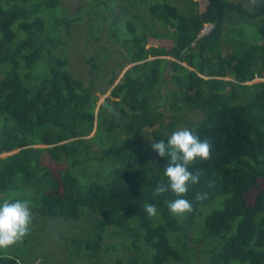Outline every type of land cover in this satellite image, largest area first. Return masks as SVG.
I'll return each instance as SVG.
<instances>
[{
  "label": "trees",
  "instance_id": "trees-1",
  "mask_svg": "<svg viewBox=\"0 0 264 264\" xmlns=\"http://www.w3.org/2000/svg\"><path fill=\"white\" fill-rule=\"evenodd\" d=\"M63 1L0 0V155L12 152L0 156V201L34 202L23 243L33 250L38 230L52 235L48 220L53 229L84 220L83 235L58 237L64 264H264V81L247 84L264 79V0H206L202 10L196 0H83L71 16ZM77 24L87 40L123 48L114 53L126 60L108 71L88 56L98 88L69 67ZM108 89L120 116L95 112L96 91ZM180 127L212 147L189 165L200 180L186 194L191 211L178 216L168 209L175 195L155 192L166 162L152 144ZM54 253L27 263L52 264ZM19 256L0 253V264H23Z\"/></svg>",
  "mask_w": 264,
  "mask_h": 264
},
{
  "label": "clouds",
  "instance_id": "clouds-1",
  "mask_svg": "<svg viewBox=\"0 0 264 264\" xmlns=\"http://www.w3.org/2000/svg\"><path fill=\"white\" fill-rule=\"evenodd\" d=\"M199 37H203L200 32ZM211 147L207 139L202 140L190 127L177 128L166 140H158L152 144V149L166 162L164 168L166 180L156 185L155 192L161 194L170 191L176 197L168 202L170 213L179 216L191 211L192 201L186 198V194L191 185L199 182L200 175L199 172L190 171L189 165L196 160L207 159ZM205 197L206 193H198L196 199L202 200ZM143 210L147 215L157 214V207L152 203L145 204ZM32 215L28 199L0 201V248H7L28 234Z\"/></svg>",
  "mask_w": 264,
  "mask_h": 264
},
{
  "label": "rangeland",
  "instance_id": "rangeland-1",
  "mask_svg": "<svg viewBox=\"0 0 264 264\" xmlns=\"http://www.w3.org/2000/svg\"><path fill=\"white\" fill-rule=\"evenodd\" d=\"M120 0H118L119 2ZM198 3V8L200 10H202L205 5H206V0H196ZM83 2V0H64L62 2V7L67 9L66 14L71 16L73 13H75V8L77 7V5ZM252 6V3L248 4V7L250 8ZM117 9V7H115ZM245 31L248 33L251 31L252 27L248 26L247 24H245V26H243ZM85 25L83 24H77V25H73L71 28V38L68 40V47H67V55L69 56V61H70V66L72 68L73 71V75L78 77L81 81H83L85 84H87L88 81H90L91 79H94L93 77V73L91 68V64L86 63L85 61L87 60L88 56L94 54L98 56V59H96V61L94 63H97L98 65H100V67H102L104 70L108 71L109 69H111L114 66V63L116 65V58L117 56H119L120 58V62L125 61L126 59H124L121 54L119 55H115V50H119L121 52H123V48L121 45H119L118 43H111V42H107L105 37H102L99 40L96 39H91V40H87V36L85 33ZM103 45L105 47H108L109 53L108 56L103 57V53H101V50L99 49V46ZM150 46H162V47H167L170 48L172 46L170 40H159V41H155V40H151L147 47ZM125 53V52H124ZM166 59L172 61L173 58L171 56L166 57ZM182 65L187 66L186 62H181ZM132 65H126L118 74V78L116 79L115 83H117L119 81V79L122 77L123 73L130 68ZM188 67V66H187ZM190 69V67H189ZM96 74L101 78L103 77L102 72L100 70L95 71ZM170 70L167 68L164 72V77H165V81L167 82V85L172 87V84H170ZM105 79V78H104ZM224 79H229V78H224ZM95 81V85L97 86V83L99 85L100 80L98 79H94ZM260 81H264L262 79H258L255 78L254 80H252L251 82L247 83V84H251V83H255V82H260ZM99 86H97L98 88ZM109 92L110 89H108L104 94H100L96 91V94L98 95V101L96 103V108H95V112H97L99 106L102 104L103 101H107V99L109 98ZM190 116H195L194 114H191ZM96 129V123H94V126L92 128L91 131H89L88 134H83L82 136L84 138H89L91 136L94 135ZM147 137V136H146ZM146 140H151L150 136L147 137ZM93 149H97V146H93ZM15 152V151H14ZM12 153V152H11ZM11 153H6V154H2L0 156L4 157L7 156ZM19 194V193H18ZM20 195V194H19ZM22 196L24 195L21 194ZM1 197V196H0ZM10 199V197L8 198ZM1 200V199H0ZM3 201V200H2ZM31 203V207L34 205L33 201H30ZM39 216V215H37ZM36 217V214L32 215V220ZM36 220V219H35ZM47 222V221H46ZM51 220H48V224L50 225ZM49 225L46 227V229H49L51 231H53L51 234L52 235H48L47 233H45L42 230H38V232H36V235H34L35 239L37 242H41L40 246H36L35 248H33L32 250V245L23 243L24 239L26 237V239H29V234H26L21 240L17 241L15 244L7 247V248H0V253H6V254H18L19 256V261L22 262L23 264H28V260H32L34 258L35 254H39L40 250L42 249L44 251V253H50V251H55L57 252V254L54 256H52L51 259L54 258V260L52 261V264H64L65 263V258L67 257L66 255V251L63 250V253L60 252V250H58V244H62V247L64 249H67V245L65 244V242H61V240L58 238L61 234H66V237L71 236H80L83 235L82 233H80L81 228L85 226V221L84 220H79V221H71L70 223L68 222L66 227L65 225H59L57 224L54 229L50 228ZM34 228V224L31 223L30 229ZM70 230H69V229ZM56 230V232H55ZM58 240V241H56ZM200 248V246H195V249L198 250ZM34 251V252H33ZM60 253H59V252ZM35 253V254H34ZM28 259V260H27ZM203 259V258H202ZM202 259H198L200 260L198 264H205L204 261ZM40 260H37V263H40ZM33 262H31L32 264ZM38 263V264H39ZM73 264H92L90 263L88 260H85L84 262L80 263V262H74ZM175 264H182V263H175Z\"/></svg>",
  "mask_w": 264,
  "mask_h": 264
},
{
  "label": "water",
  "instance_id": "water-1",
  "mask_svg": "<svg viewBox=\"0 0 264 264\" xmlns=\"http://www.w3.org/2000/svg\"><path fill=\"white\" fill-rule=\"evenodd\" d=\"M101 105H102L105 109H107L108 112L120 116V113L116 112L115 109L113 108V106H112L110 103H108L107 101H103Z\"/></svg>",
  "mask_w": 264,
  "mask_h": 264
},
{
  "label": "built area",
  "instance_id": "built-area-1",
  "mask_svg": "<svg viewBox=\"0 0 264 264\" xmlns=\"http://www.w3.org/2000/svg\"><path fill=\"white\" fill-rule=\"evenodd\" d=\"M213 29V25L212 24H207L205 25L201 30H200V35L204 36L209 34V32Z\"/></svg>",
  "mask_w": 264,
  "mask_h": 264
}]
</instances>
